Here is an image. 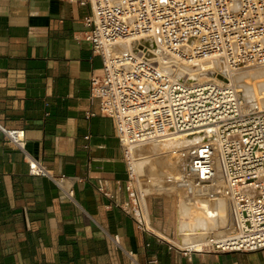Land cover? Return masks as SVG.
Wrapping results in <instances>:
<instances>
[{"label": "built area", "instance_id": "2783aa9c", "mask_svg": "<svg viewBox=\"0 0 264 264\" xmlns=\"http://www.w3.org/2000/svg\"><path fill=\"white\" fill-rule=\"evenodd\" d=\"M72 1L87 8L82 39L102 60L99 73L89 77L87 117L114 121L125 165V177L117 181L124 193L118 207L144 236L165 240L153 231L143 190L151 178L139 173L132 153L141 144L195 138L169 149L182 167L177 181L193 182L197 198L227 203L232 220L227 235L209 237L198 252L263 249L264 107L248 108L232 80L199 81L190 75L197 66L181 67L209 57L221 60L229 73L264 67V0ZM0 130L24 150L23 129ZM27 164L30 175L50 178L73 201L67 177L32 157ZM113 240L118 244L117 236Z\"/></svg>", "mask_w": 264, "mask_h": 264}, {"label": "crops", "instance_id": "0c3cea01", "mask_svg": "<svg viewBox=\"0 0 264 264\" xmlns=\"http://www.w3.org/2000/svg\"><path fill=\"white\" fill-rule=\"evenodd\" d=\"M86 12L72 0H0V125L25 137L21 150L0 130V264H264V248H170L118 207L125 165L114 121L87 117L102 60L82 39ZM28 157L67 177L73 201L30 175Z\"/></svg>", "mask_w": 264, "mask_h": 264}, {"label": "bare ground", "instance_id": "6f19581e", "mask_svg": "<svg viewBox=\"0 0 264 264\" xmlns=\"http://www.w3.org/2000/svg\"><path fill=\"white\" fill-rule=\"evenodd\" d=\"M117 48L122 50L125 45L121 44ZM218 65H220V60L215 57L192 58L181 69L190 71L193 66H197V69L200 70L190 75L202 74L200 79L204 77L205 71ZM232 78L248 108H261L260 106H263V103L260 105L256 99H258L257 91L260 94L259 98H264V67L251 68L250 70L235 69ZM190 141H195V138L184 139L181 144L184 145ZM181 144L177 140L141 144L133 150L132 156L137 170H146V174L149 171L155 174L152 177L151 186H144V193L149 194L150 191L175 192L179 196V217L189 219L179 222L177 241L157 232L156 229L153 230L154 233L177 247L201 251V245L210 243L209 237L219 241L220 238L227 235L232 227V220L230 221L228 209L222 201L209 202L201 197L197 198L194 196L193 182L178 183L177 179L180 177L182 167L179 159H171L169 149Z\"/></svg>", "mask_w": 264, "mask_h": 264}, {"label": "rangeland", "instance_id": "374dc122", "mask_svg": "<svg viewBox=\"0 0 264 264\" xmlns=\"http://www.w3.org/2000/svg\"><path fill=\"white\" fill-rule=\"evenodd\" d=\"M220 65L222 66L221 69L218 68ZM220 65H218L217 67H215L213 69L211 68L208 71H205L203 74L204 77H201L200 79H199V77L202 76V74H199L195 77H198L199 81L214 80V81H218V82H225V80L229 79V80H232L234 82V80L232 78L233 72L232 73L227 72L225 70V68L223 67L221 60H220ZM244 69L250 70L251 68H244ZM234 84H235V82H234ZM259 96H260V94H258V91H257V98L258 99H256V102H258L260 105H262V103H263V106H260V107H264V98H259ZM139 173L144 175L145 179L150 177L151 182L153 181L152 177L155 176V174L150 172V171L146 174V170H140ZM151 182H150V185H147V187L151 186V184H152ZM147 195H148V199H149L148 205H149V209L151 212V225H152V227L155 228L157 232L164 234L166 237H168L170 239H173V240L178 239L179 222L182 220H186V221L189 220L188 218H182L181 219L179 217V214H178L179 196L173 191H171V192L150 191V193ZM222 202L224 203V205L227 208V203H225L224 201H222ZM228 216H229V213H228ZM165 240H163V241H165Z\"/></svg>", "mask_w": 264, "mask_h": 264}]
</instances>
